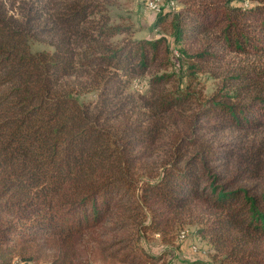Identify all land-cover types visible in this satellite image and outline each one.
<instances>
[{"label": "trees", "instance_id": "trees-1", "mask_svg": "<svg viewBox=\"0 0 264 264\" xmlns=\"http://www.w3.org/2000/svg\"><path fill=\"white\" fill-rule=\"evenodd\" d=\"M108 1L0 0V264H146L140 234L195 207L216 253L189 264H264V144L215 139L264 128V0H167L170 41L110 23ZM178 59L213 93L181 87Z\"/></svg>", "mask_w": 264, "mask_h": 264}, {"label": "rangeland", "instance_id": "rangeland-1", "mask_svg": "<svg viewBox=\"0 0 264 264\" xmlns=\"http://www.w3.org/2000/svg\"><path fill=\"white\" fill-rule=\"evenodd\" d=\"M148 2L149 0H109L106 6L109 22L129 27L132 37H154L158 34H163L170 41L171 34L167 27L154 26L155 12L158 11L151 9ZM156 2L160 9L168 6L167 0H156ZM179 6L178 2H173L172 5L169 4L168 8H173L172 10L174 11ZM123 35H115L112 39L119 40ZM29 44L32 50L51 49L50 46L39 41L32 40ZM174 56H178L176 50L174 51ZM175 62V65L169 71L174 73L175 81L181 87L189 84L193 91L201 93L204 97L209 96L217 88L219 79L213 77L210 72H200L194 80H191L186 74L185 65L179 59ZM147 79V75L132 76L124 89L126 94H128L127 103L135 109L143 107L141 97L148 88ZM81 98L84 101H90L94 99V96L92 93H85ZM215 139L223 142L249 140L257 144H264V128L252 133H246L242 137H239L237 132H224L216 135ZM160 155L162 154L149 158V162H145L139 167L146 168ZM262 183V178L258 177L249 181H240L236 185L249 186L252 191L258 192L263 187ZM184 214V220L181 218L183 222L178 223L165 233L148 231L140 234L138 243L152 255L146 264H189L188 261L191 258L211 259L216 253L208 239L198 231V228L205 223L203 210L200 207H195ZM137 230L138 228L130 230L129 233H134L137 236V233H140ZM34 264L44 263L38 262Z\"/></svg>", "mask_w": 264, "mask_h": 264}, {"label": "bare ground", "instance_id": "bare-ground-1", "mask_svg": "<svg viewBox=\"0 0 264 264\" xmlns=\"http://www.w3.org/2000/svg\"><path fill=\"white\" fill-rule=\"evenodd\" d=\"M152 1H156V0H152ZM156 4H157V2H156ZM169 4H173V1L171 0L170 2H169ZM149 6L151 7V5L149 4ZM154 10H156V11H159L160 10V6L157 4V6H154ZM183 236V235H182Z\"/></svg>", "mask_w": 264, "mask_h": 264}, {"label": "built area", "instance_id": "built-area-1", "mask_svg": "<svg viewBox=\"0 0 264 264\" xmlns=\"http://www.w3.org/2000/svg\"><path fill=\"white\" fill-rule=\"evenodd\" d=\"M148 4L151 5V9L154 10V6H157L156 1L149 0Z\"/></svg>", "mask_w": 264, "mask_h": 264}, {"label": "crops", "instance_id": "crops-1", "mask_svg": "<svg viewBox=\"0 0 264 264\" xmlns=\"http://www.w3.org/2000/svg\"><path fill=\"white\" fill-rule=\"evenodd\" d=\"M44 264H46V263H44Z\"/></svg>", "mask_w": 264, "mask_h": 264}]
</instances>
